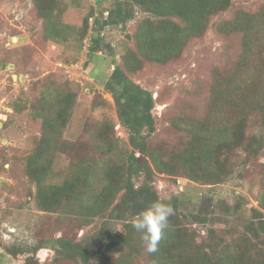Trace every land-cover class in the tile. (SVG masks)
Returning <instances> with one entry per match:
<instances>
[{
  "label": "trees",
  "instance_id": "trees-1",
  "mask_svg": "<svg viewBox=\"0 0 264 264\" xmlns=\"http://www.w3.org/2000/svg\"><path fill=\"white\" fill-rule=\"evenodd\" d=\"M31 3L33 15L41 19L40 36L57 40L65 5L60 0ZM104 12L96 17L90 6L75 38L87 43L90 56H111L103 89L112 97L129 150L123 160L113 155L117 137L104 114L84 139L93 153L71 159L61 183L48 182L56 153L71 144L63 133L77 92L68 80L51 86L44 81L31 94L29 109L41 127L25 157L38 210L55 213L74 229L96 219L101 224L79 237L54 234L5 251L22 256L21 264H40L41 248L52 251L49 264H264V193L260 207L251 206L246 216L239 202L213 203L207 196L192 210L181 209L178 195L161 197L156 186L164 173L210 185L247 167L264 172V0H108ZM108 28L123 32L120 54L104 35ZM208 30L220 51L195 71L190 86H181L166 114L177 140L159 143L153 109L163 98L141 80L149 71L182 65ZM128 32L131 39L125 37ZM15 103V110L26 107ZM108 103L98 95L92 107ZM156 200L170 203L174 215L159 250L149 254L131 222ZM218 211L237 216L240 226L214 228Z\"/></svg>",
  "mask_w": 264,
  "mask_h": 264
},
{
  "label": "rangeland",
  "instance_id": "rangeland-1",
  "mask_svg": "<svg viewBox=\"0 0 264 264\" xmlns=\"http://www.w3.org/2000/svg\"><path fill=\"white\" fill-rule=\"evenodd\" d=\"M248 1L253 3L255 0ZM60 3L65 5L59 17L62 30L55 40L40 36L41 19L33 15L31 0H0V264L22 262V256L9 255L5 247L15 249L32 244L37 238L61 233L69 236L77 234L79 237L101 224V219H96L89 226L74 229L58 219L55 213L38 210L31 195L35 188L26 172L25 157L41 127L40 118L34 117L29 109L33 101L31 94L38 93L39 83L47 81L51 86L55 82L68 80L77 92L63 133V137L71 144L66 152L56 153L48 182L61 183L70 160H77L84 157L85 153L92 152L84 139L94 133L104 114L109 117L117 137L113 155L123 160L125 152L129 150L127 136L117 118L112 97L103 89V83L113 67L111 56L100 53L90 56L87 43L75 38L77 26L81 24L88 8H94L96 17L104 16L102 12L108 0H60ZM104 35L120 54L123 50V32L108 28ZM218 51L219 41L208 30L202 40L191 48L182 65L163 72L149 71L144 75L141 82L154 92V96L161 92L163 98L153 109L159 122L157 133L160 140L157 142L170 145L177 140V134L167 125L166 114L174 104L181 86H190L191 80L196 78L195 71L208 65V61H214ZM59 63L65 66H59ZM98 95H102L109 103L93 108L92 102L98 99ZM12 102H16L19 107L25 104L26 107L15 110ZM4 159L8 160L4 162ZM259 160L261 162L263 158ZM156 186L161 197L178 195L181 209L192 210L203 196H207L213 203L239 202L242 213L247 216L251 206L260 207L264 193V172L259 168L247 167L241 175L236 171L223 181L210 185L164 173L157 176ZM239 223L237 216L224 214L219 215L212 226L225 229L233 224L239 227ZM115 225L121 228L120 223ZM37 256L40 264H49L47 262L52 251L41 248ZM56 264L72 263L59 261Z\"/></svg>",
  "mask_w": 264,
  "mask_h": 264
},
{
  "label": "clouds",
  "instance_id": "clouds-1",
  "mask_svg": "<svg viewBox=\"0 0 264 264\" xmlns=\"http://www.w3.org/2000/svg\"><path fill=\"white\" fill-rule=\"evenodd\" d=\"M170 199V198H169ZM174 215V208L163 200L153 201L141 210L132 220V227L141 234V240L147 253H156L165 231L169 218Z\"/></svg>",
  "mask_w": 264,
  "mask_h": 264
},
{
  "label": "water",
  "instance_id": "water-1",
  "mask_svg": "<svg viewBox=\"0 0 264 264\" xmlns=\"http://www.w3.org/2000/svg\"><path fill=\"white\" fill-rule=\"evenodd\" d=\"M125 37L127 38V39H130V34L129 33H126L125 34ZM5 64H3V66H4ZM9 66H12V64H10Z\"/></svg>",
  "mask_w": 264,
  "mask_h": 264
},
{
  "label": "built area",
  "instance_id": "built-area-1",
  "mask_svg": "<svg viewBox=\"0 0 264 264\" xmlns=\"http://www.w3.org/2000/svg\"><path fill=\"white\" fill-rule=\"evenodd\" d=\"M107 12H104V14H106ZM59 66H65V65H63L62 63H59L58 64Z\"/></svg>",
  "mask_w": 264,
  "mask_h": 264
}]
</instances>
